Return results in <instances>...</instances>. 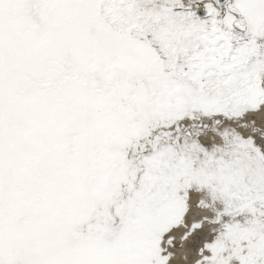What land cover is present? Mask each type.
Segmentation results:
<instances>
[{
	"label": "snow or ice",
	"instance_id": "obj_1",
	"mask_svg": "<svg viewBox=\"0 0 264 264\" xmlns=\"http://www.w3.org/2000/svg\"><path fill=\"white\" fill-rule=\"evenodd\" d=\"M0 264H264V0H0Z\"/></svg>",
	"mask_w": 264,
	"mask_h": 264
}]
</instances>
